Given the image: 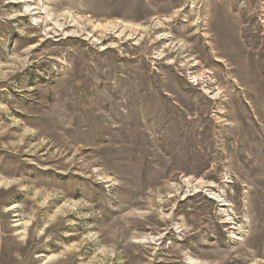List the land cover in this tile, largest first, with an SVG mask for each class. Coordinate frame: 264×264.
I'll return each mask as SVG.
<instances>
[{
  "label": "rangeland",
  "instance_id": "rangeland-1",
  "mask_svg": "<svg viewBox=\"0 0 264 264\" xmlns=\"http://www.w3.org/2000/svg\"><path fill=\"white\" fill-rule=\"evenodd\" d=\"M26 1L0 0V264H264V0Z\"/></svg>",
  "mask_w": 264,
  "mask_h": 264
},
{
  "label": "bare ground",
  "instance_id": "bare-ground-1",
  "mask_svg": "<svg viewBox=\"0 0 264 264\" xmlns=\"http://www.w3.org/2000/svg\"><path fill=\"white\" fill-rule=\"evenodd\" d=\"M20 2V3H22V2H24V3H26L27 1L26 0H17V2ZM13 2H15V1H13ZM27 4V3H26ZM26 8L28 9V11H31L32 9V7H31V4H27L26 5ZM35 14H37V13H35ZM34 15V14H33Z\"/></svg>",
  "mask_w": 264,
  "mask_h": 264
}]
</instances>
